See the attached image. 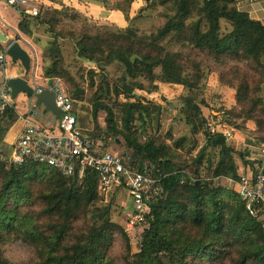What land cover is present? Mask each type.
Masks as SVG:
<instances>
[{
	"label": "trees",
	"instance_id": "obj_1",
	"mask_svg": "<svg viewBox=\"0 0 264 264\" xmlns=\"http://www.w3.org/2000/svg\"><path fill=\"white\" fill-rule=\"evenodd\" d=\"M48 1L60 9L42 8L36 17L19 16L17 29L28 38L40 33L48 37L42 75L49 80L63 79L73 89L69 90L73 100L82 93L65 66L61 48L68 43L72 45L74 63L90 62L95 67L88 70L91 85L98 74L104 81L107 68L120 69L117 83L98 92L97 97L105 99L112 94L130 101L136 90L155 93L157 83L191 89L193 85L179 65L181 53L167 49L166 43L172 39L182 48L196 50V56L215 71L230 67L237 75L244 65L255 73L259 69L260 76L264 75V26L247 12L236 9L237 0H140L143 4L133 17L129 10L134 0H99L105 9L123 14L127 23L123 29L87 24V17L65 7L62 0ZM195 5H199L200 17L192 21ZM156 6L165 9L164 24L155 33L139 34L133 24ZM63 19L71 23L64 26L66 29H60ZM222 20L232 30L220 36ZM74 24L83 28L78 35L72 29ZM250 64L258 69H252ZM157 70L160 74H156ZM196 70H201V65ZM249 93L244 79L236 88L235 101L236 106L246 104L248 108L230 112L254 122L258 137L255 136L253 146L258 147L264 144V105ZM98 99L94 112L105 113V139L120 136L131 151L126 166L141 171L152 164L158 170L154 176L162 193L151 198L137 251L130 254L129 239L124 227L111 221L110 206L98 204L93 173L79 185L75 179L44 165L29 163L6 169L0 161V264H112L110 252L119 236L127 245L123 264H264L261 220L247 213L233 189L218 183L221 179L237 182L240 175L234 158L238 155L247 165L248 153L238 152L223 135L207 132L193 97L181 98L180 110L188 118L192 137L203 131L205 144L192 160L191 173H186L187 165L178 161V152L186 144L184 138L170 137L172 143L168 144L155 136L141 137L147 134L146 125L152 114L147 105L138 99L127 101L120 105L117 119L113 109ZM155 109L162 108L157 105ZM17 119L14 106L0 113V148H6L4 137ZM195 147L193 140L187 151ZM204 168L209 171L207 176L201 174ZM17 238L27 242L34 255L20 263L11 262L4 255L5 247Z\"/></svg>",
	"mask_w": 264,
	"mask_h": 264
},
{
	"label": "rangeland",
	"instance_id": "obj_2",
	"mask_svg": "<svg viewBox=\"0 0 264 264\" xmlns=\"http://www.w3.org/2000/svg\"><path fill=\"white\" fill-rule=\"evenodd\" d=\"M261 2H264V0H257L253 4H246L243 0H237L234 6L238 10L251 11L252 7H257ZM38 6L41 11V6L39 4ZM198 7L199 5H195L190 20L195 21L198 17H200V13L197 9ZM164 12L165 9L159 6L149 9L143 13L144 18L135 22L133 27L138 30L139 34L148 35L150 33H155L156 29L161 27L165 22V19L162 16ZM87 19V24L89 23L90 25L107 26L109 28L116 26L112 21L108 22L103 20V18L96 21L90 20L89 18ZM80 21L83 27H85L84 22H82V20ZM10 22L15 25L16 20L12 18ZM68 23H70L69 20L63 19L60 29H66L64 26ZM79 26L76 24L72 26V29L77 35L83 31L81 25ZM204 30L205 28H202V31ZM231 30L232 28L230 24L222 20L220 23L219 35L223 36ZM69 44L70 43H68V45H64L62 47V51L65 66L73 75L80 88L79 91L82 93L78 100H73L72 98L70 91H73V89L69 87L63 79L61 82L65 92L73 101V110L82 133L101 146L103 144L102 138H105L106 122L105 113L103 111L94 112V106L98 100H100L98 98H101L103 103L113 109L117 119L120 118V105L126 103L128 100L124 99L122 96L115 98L114 96H111L112 94L105 99L102 96L97 97V94L105 88L106 85L111 87L112 84L117 83L121 72L117 66H111L105 71L103 78L104 81H102V78L100 77L101 74H98L93 78L94 83L91 85L88 70L89 68L95 69V67L92 64L87 65L82 62L74 63L73 52H70L73 49L71 44ZM166 46L170 51L181 53L182 57L179 61V65L182 68L183 75L187 77L189 83L192 84L193 87L188 89L183 86L173 87V84L157 83L156 85H158V89L155 93L148 94L145 91L136 90L134 92V99H131L128 102H133L135 99H138L142 104L147 105L150 112H152L149 121H147L148 124L146 125L147 132L144 130L147 134H142L141 137L146 138L147 135L155 136L160 141H165L168 144L172 143V141L169 140L170 137L173 140L184 138L186 140V144L185 147L180 149L178 152L180 156L178 161L181 164L184 162L185 165H187V167L184 168L186 173H191L190 170L191 168L193 169L192 160L204 146L205 135L203 134V131H200L195 137H192L191 129L186 122L188 118H185L181 113L180 99L190 96L193 97L195 102L199 104L201 116L204 121L203 125L206 127L207 132L209 128L208 125L218 128V131L224 130L227 132L228 130L231 134V137L228 138V142L234 148L236 147L235 145L238 144L239 148L242 150L244 144L247 142L248 145L257 147L253 146L256 143L255 136L257 135L258 137V134L255 132L256 126L254 122H246L242 118H237L235 116L236 114L231 113L230 111L238 113L240 109L248 108L245 106L246 104L236 106L237 104L235 101L236 88L240 83H243L244 79H246L249 86V96L252 99H260L264 105V75L260 76L262 71L259 70L257 66H254V64H250V67H252V69H258V73L253 72L251 69L248 70V68L244 65L243 69H241L237 75L232 73V69L230 67H224L215 71L211 64H206L202 57L196 56L197 51L193 50L191 47L182 48L178 44L177 40L174 41L173 39L172 41H167ZM45 48L46 44L43 49ZM10 64L11 62L7 66V73L11 70L9 67ZM198 65H201V70L199 71L196 70ZM156 74H160V71L157 70ZM39 77H42V74L40 76V72ZM139 81L145 87H148L146 81L142 79ZM222 88L224 89V92H221ZM233 103L234 105H232ZM157 105L161 106L162 109L160 111L155 109V106ZM40 110H43L42 107H40ZM36 111L38 115L32 119L33 122L56 133L57 131L55 130V126L57 119L48 112L42 113L39 111V108H37ZM41 114H46L47 122L41 118L43 117ZM138 125L139 124L136 125V128L139 127ZM249 127L253 128V130ZM236 134L241 138H238ZM193 140L196 141V147L193 151L188 152V146ZM104 141L106 143L104 148L116 153L123 159L124 163H128L131 151L126 149L122 137L118 136L115 139L113 137H108ZM213 160L214 159H212V161ZM201 174L203 176H207L209 171L207 168H204L203 171H201ZM218 183L222 186L233 189L231 186L233 184L230 180L221 179ZM98 204L102 206L109 205L111 221L122 228L124 227L127 215L131 211V205L128 192L122 186L116 188L114 191H111L104 197L99 196ZM140 234L141 232H135L130 235L126 234L129 239L128 247L131 255L137 251ZM126 250L127 245L119 236V238L115 239L110 252L112 264H123ZM4 255L9 261L14 263L26 261L30 257L34 256L32 248L22 238L12 240L9 245L5 247Z\"/></svg>",
	"mask_w": 264,
	"mask_h": 264
},
{
	"label": "built area",
	"instance_id": "obj_3",
	"mask_svg": "<svg viewBox=\"0 0 264 264\" xmlns=\"http://www.w3.org/2000/svg\"><path fill=\"white\" fill-rule=\"evenodd\" d=\"M256 1L243 0L246 4ZM1 4L18 16L36 17L40 13L38 0H0V9ZM10 62L5 49L0 50V113L15 105L7 87L9 78L6 70ZM50 81L48 87L35 83H31L30 87L34 94L43 91L54 93V103L60 111L55 126L57 132L33 122L32 119L38 114L37 108L33 106L34 99L29 97L32 105L27 110L28 118L24 119V126L15 141L5 149L0 148V161L6 169L29 163L44 165L64 177L75 179L79 185L89 173H93L97 181V193L102 197L122 186L128 192L131 205V211L124 223V232L127 235L142 233L146 217L150 213L151 198L162 193L159 180L154 176L158 170L152 164L145 165L141 171L131 170L121 157L104 148L105 138H102L103 144L99 146L84 135L78 126L73 102L65 92L61 80L54 78ZM208 127L210 135L221 134L229 138L226 131H218V128L209 125ZM257 156V165L240 175L236 186L247 213L260 219L264 229V144L258 149Z\"/></svg>",
	"mask_w": 264,
	"mask_h": 264
},
{
	"label": "crops",
	"instance_id": "obj_4",
	"mask_svg": "<svg viewBox=\"0 0 264 264\" xmlns=\"http://www.w3.org/2000/svg\"><path fill=\"white\" fill-rule=\"evenodd\" d=\"M38 2L41 6V9L49 8V7L60 9L59 5L54 4L48 0H38ZM62 3L65 7H69L75 10L76 12L82 14L83 16L89 18L90 20L96 21V20L103 18V20L105 21H108V22L112 21L118 28L123 29L127 26L124 16L120 11L107 10L98 0H62ZM141 6H142V3L140 0H134L130 6L129 16L133 17ZM240 11L247 12L251 19L260 22L261 25L264 26V2H261L260 4H258L257 7H252L251 11L249 10L247 11L240 10ZM12 18L16 20L15 25H13L10 22ZM0 19H1L0 20V33L7 39L6 43H3L0 41V50H4L8 44L12 43L13 41H17L19 45L22 47V49L25 50L30 57L29 73L25 74L23 68L20 66L19 63H14V64L11 63L9 66L11 69L10 72L9 73L6 72L7 77L8 78H17V77L22 78L27 81L28 85H30L31 83H35V84H39L44 87L50 86L51 81L49 79L44 78L43 75L42 77H39V72L41 76L43 67L45 65V63L43 62V52H44L43 48L45 47V44L47 43L48 37L43 33L33 35L32 38H28L22 35L17 29V24L19 22V16L16 15L10 9L4 7L3 4H1V9H0ZM33 38L37 39V41L34 42ZM61 51H62V48H61ZM70 52H73V50ZM62 55H63V51H62ZM1 81H2V78L0 77V83ZM173 87H178V86L173 85ZM221 92H224L223 88L221 89ZM14 103H15L14 110L18 116V119L13 124V126L9 129V131L6 133L4 137V144L6 146H9L10 144H12L17 138L19 132L24 126V119L28 118L27 110L32 105V102L30 103L29 97H27L24 94L18 95L17 98L14 100ZM232 105H234V103ZM33 106H34V102H33ZM42 109L43 110H40L39 108V111H41L42 113L46 112L43 107ZM41 115L43 116L41 118H43V120L47 122L46 114H41ZM249 128L253 130V128L251 127ZM227 132L230 138L231 134L228 130ZM236 136L238 135L236 134ZM238 138H241V137L238 136ZM247 143L244 144V147L242 148V150L239 148L238 144L235 145L236 146L235 149L238 152L248 153V156L246 159L249 162V164L244 165L240 157L238 155L235 156L234 160L237 166L238 175H242L246 173L251 168L252 165L254 166L255 163L257 164L256 159H258V156H257L258 149L261 147V145L258 147H252L248 145ZM231 183L233 184L231 185L233 188V191L237 193L236 182H231Z\"/></svg>",
	"mask_w": 264,
	"mask_h": 264
},
{
	"label": "water",
	"instance_id": "obj_5",
	"mask_svg": "<svg viewBox=\"0 0 264 264\" xmlns=\"http://www.w3.org/2000/svg\"><path fill=\"white\" fill-rule=\"evenodd\" d=\"M0 41L7 42V39L0 33ZM5 53L9 57L11 63H19L23 68L25 74L30 71V57L28 53L22 49L17 41H13L5 48ZM135 57L131 58L134 61ZM87 65H91L87 62ZM7 87L10 91L11 100H15L18 95L24 94L27 97L34 99V106L36 108L43 107L44 110L50 113L53 117L58 119L60 117V111L56 108L54 103V93L52 91H43L39 94H34L27 81L22 78H9L7 80Z\"/></svg>",
	"mask_w": 264,
	"mask_h": 264
}]
</instances>
